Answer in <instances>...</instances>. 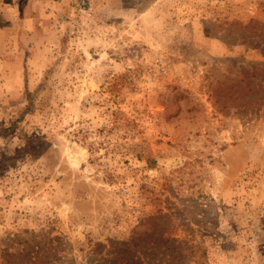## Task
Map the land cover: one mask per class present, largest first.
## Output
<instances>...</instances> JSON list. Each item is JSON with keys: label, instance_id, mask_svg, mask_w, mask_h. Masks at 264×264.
I'll list each match as a JSON object with an SVG mask.
<instances>
[{"label": "rangeland", "instance_id": "374dc122", "mask_svg": "<svg viewBox=\"0 0 264 264\" xmlns=\"http://www.w3.org/2000/svg\"><path fill=\"white\" fill-rule=\"evenodd\" d=\"M0 264H264V0H0Z\"/></svg>", "mask_w": 264, "mask_h": 264}]
</instances>
